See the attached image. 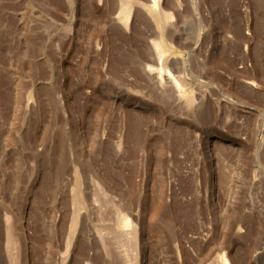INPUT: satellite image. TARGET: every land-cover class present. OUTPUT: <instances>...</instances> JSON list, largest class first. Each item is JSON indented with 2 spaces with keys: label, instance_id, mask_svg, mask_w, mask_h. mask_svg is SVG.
Returning a JSON list of instances; mask_svg holds the SVG:
<instances>
[{
  "label": "rangeland",
  "instance_id": "1",
  "mask_svg": "<svg viewBox=\"0 0 264 264\" xmlns=\"http://www.w3.org/2000/svg\"><path fill=\"white\" fill-rule=\"evenodd\" d=\"M201 3L181 96L145 1L0 0V264H264V0Z\"/></svg>",
  "mask_w": 264,
  "mask_h": 264
},
{
  "label": "bare ground",
  "instance_id": "2",
  "mask_svg": "<svg viewBox=\"0 0 264 264\" xmlns=\"http://www.w3.org/2000/svg\"><path fill=\"white\" fill-rule=\"evenodd\" d=\"M113 1H117L119 6V11L116 17L118 21L116 25L118 26H114V27L116 29H121V30L127 29L130 21V12H127V8L129 7L131 0H113ZM143 1L147 3L145 7L149 13H152L153 15H157L160 18L168 21V29L166 33L161 35V32H159V41L158 42L155 41L154 44H152L153 42L151 43L152 45H154V49H155V53H154L155 60L153 61L156 62L157 67H154L155 64L153 66L151 65L146 66L145 71H147L151 75H154L156 78L159 79L161 83L170 82L173 85V87H175V91L177 95L182 96L183 93L179 83L174 78H172V74L168 69L164 67L163 62L165 55L173 48L172 38L174 37V34L179 32L178 29H180L181 24L198 18L199 10L202 5V3L200 4L201 0H143ZM188 1L190 2V4H192L191 9L189 7ZM166 8L170 9V11H166ZM162 37L168 40L171 45H168V41L166 42L162 41ZM153 78L154 77H151V79ZM53 170L56 171L55 168H53ZM56 180L57 177L55 174V177L52 178V183L45 181L44 190L42 192L44 191H47L49 193L52 192L54 193L53 195H55L56 192L51 191V189H53L54 187L55 189L57 188L58 182H56ZM67 202L68 199L66 198V195H63L62 203L66 204ZM223 262L224 264H228V262L225 259H223ZM85 264H91V263L87 262Z\"/></svg>",
  "mask_w": 264,
  "mask_h": 264
}]
</instances>
